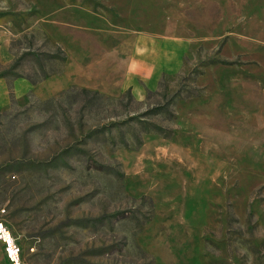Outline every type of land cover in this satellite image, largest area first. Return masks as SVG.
Masks as SVG:
<instances>
[{
  "label": "rangeland",
  "instance_id": "rangeland-1",
  "mask_svg": "<svg viewBox=\"0 0 264 264\" xmlns=\"http://www.w3.org/2000/svg\"><path fill=\"white\" fill-rule=\"evenodd\" d=\"M0 72V264H264V0H0Z\"/></svg>",
  "mask_w": 264,
  "mask_h": 264
},
{
  "label": "crops",
  "instance_id": "crops-1",
  "mask_svg": "<svg viewBox=\"0 0 264 264\" xmlns=\"http://www.w3.org/2000/svg\"><path fill=\"white\" fill-rule=\"evenodd\" d=\"M71 62L72 61H70L69 63L68 62L66 63V69L64 68V70L60 74L47 76L44 79L36 83H33L30 79L23 77V76H18L14 78L12 81V85H13L15 95L17 97H21L25 95L27 92L31 91L36 96L42 98V97H46V96L53 94L54 92L63 88L69 82H72V81H76L79 84L85 85L86 81H84L83 78L79 80L76 79L80 75L81 68H82L81 73L84 72L85 74L86 72V67L82 66V64L79 62H74V66H76L78 75L74 73V75L71 78L67 77V75L69 74L68 68L70 70L74 68V66L70 65ZM129 68L130 67L127 65L126 67H124V71H122V67H121L120 71L118 72V75L120 76V74H122V78H123L120 88L133 84L135 77H137V75L138 76L142 75L143 73V67H142V64L140 63L138 64V68L134 67L133 71L129 70ZM130 77L133 80L130 79L131 81L125 82L126 78H130ZM7 91H8L7 79L5 76H0V107L5 105L8 102Z\"/></svg>",
  "mask_w": 264,
  "mask_h": 264
},
{
  "label": "built area",
  "instance_id": "built-area-1",
  "mask_svg": "<svg viewBox=\"0 0 264 264\" xmlns=\"http://www.w3.org/2000/svg\"><path fill=\"white\" fill-rule=\"evenodd\" d=\"M0 240L3 241V245L8 257L15 260L18 247L15 243L14 236L11 235L9 228L2 218H0Z\"/></svg>",
  "mask_w": 264,
  "mask_h": 264
},
{
  "label": "trees",
  "instance_id": "trees-1",
  "mask_svg": "<svg viewBox=\"0 0 264 264\" xmlns=\"http://www.w3.org/2000/svg\"><path fill=\"white\" fill-rule=\"evenodd\" d=\"M4 73L3 72H0V76H3ZM29 78V77H28ZM30 79V78H29ZM32 82H35L34 80L30 79Z\"/></svg>",
  "mask_w": 264,
  "mask_h": 264
}]
</instances>
